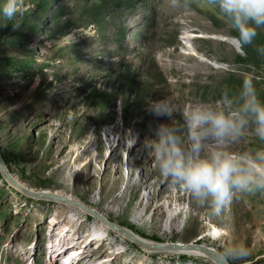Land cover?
Returning <instances> with one entry per match:
<instances>
[{
  "label": "rangeland",
  "instance_id": "obj_1",
  "mask_svg": "<svg viewBox=\"0 0 264 264\" xmlns=\"http://www.w3.org/2000/svg\"><path fill=\"white\" fill-rule=\"evenodd\" d=\"M21 4L22 15L0 19V156L14 177L148 240L221 253L237 242L264 264V191L237 192L217 216L159 175L149 144L168 122L149 111L153 101L171 108L186 149L190 107L216 108L225 92L239 107L244 79L264 102V54L248 57L231 42V21L210 0H48L40 13L34 0ZM66 34L72 43H57ZM213 146L205 137L201 155ZM225 150H264V140L250 121ZM59 243L62 253L82 250L74 264H216L195 251L143 248L78 206L27 195L0 170V264H62L52 252Z\"/></svg>",
  "mask_w": 264,
  "mask_h": 264
},
{
  "label": "clouds",
  "instance_id": "obj_2",
  "mask_svg": "<svg viewBox=\"0 0 264 264\" xmlns=\"http://www.w3.org/2000/svg\"><path fill=\"white\" fill-rule=\"evenodd\" d=\"M210 3L231 21L240 49L246 51V46L257 38V30L264 28V0H210ZM24 11L21 0H0V19L12 21ZM61 42L72 43L71 34L63 35L57 43ZM239 100V107L233 108L234 101L225 92L216 108L198 104L184 112L187 149L182 146L180 128L173 120L171 108L160 100L149 105L154 116L168 121L158 125L157 138L149 142L159 175L181 186L197 202L210 205L217 216L228 212L237 192L264 191V150L241 154L225 150L227 143L245 134L250 121L255 135L264 140V102L258 98L251 79L242 81ZM209 136L214 146L201 155L202 140ZM248 256V249L237 242L222 253V259L228 262L252 264Z\"/></svg>",
  "mask_w": 264,
  "mask_h": 264
},
{
  "label": "water",
  "instance_id": "obj_3",
  "mask_svg": "<svg viewBox=\"0 0 264 264\" xmlns=\"http://www.w3.org/2000/svg\"><path fill=\"white\" fill-rule=\"evenodd\" d=\"M230 40L235 41L236 45H240V42L236 38H230ZM0 170L5 176V178L16 188L26 193L29 196L38 198V199H48L63 202L73 206H78L84 211L94 215L106 225L116 230L117 232L127 236L130 240L138 244L139 246L146 249H155L163 251H173V252H185V251H195L202 255H205L208 259L212 260L216 264H232L231 262L222 259V253L216 250L214 247L205 244L204 242H172V241H151L148 240L139 234L135 233L133 230H130L101 214L97 209L89 206L83 201L78 199L70 198L66 195L60 194L55 191L45 190V189H33L26 184L18 181L14 175L10 172L2 157L0 156Z\"/></svg>",
  "mask_w": 264,
  "mask_h": 264
},
{
  "label": "trees",
  "instance_id": "obj_4",
  "mask_svg": "<svg viewBox=\"0 0 264 264\" xmlns=\"http://www.w3.org/2000/svg\"><path fill=\"white\" fill-rule=\"evenodd\" d=\"M48 0H34V5L30 10H36L38 11V13L43 12V10H46V8H44L43 6L46 5ZM113 1V0H110ZM121 0H115V2H119ZM131 1V0H130ZM97 2H93V4L95 5ZM92 5V6H94ZM245 54L248 57H256L259 56L261 53L264 54V38H256L254 40V42L251 45L246 46V51H244ZM127 78L129 79V73L127 74ZM130 81V80H129Z\"/></svg>",
  "mask_w": 264,
  "mask_h": 264
},
{
  "label": "bare ground",
  "instance_id": "obj_5",
  "mask_svg": "<svg viewBox=\"0 0 264 264\" xmlns=\"http://www.w3.org/2000/svg\"><path fill=\"white\" fill-rule=\"evenodd\" d=\"M188 37H186L187 39ZM231 42L235 43V41L233 40H230ZM236 44V43H235ZM209 140V139H208ZM102 214V213H101ZM105 216V215H104ZM108 218V217H107ZM100 233H104V230L99 228V229H95L94 230V236H101ZM212 235H216V236H219L220 235V232L218 229L216 228H212V232H211ZM66 248L64 247V245L62 243H59V245H57L54 249H52V252L57 256V254L60 252L62 253ZM67 250V249H66ZM82 250H68V251H65L64 253H62V256H61V262L62 264H74V261L78 258L80 252ZM60 255V254H59Z\"/></svg>",
  "mask_w": 264,
  "mask_h": 264
}]
</instances>
